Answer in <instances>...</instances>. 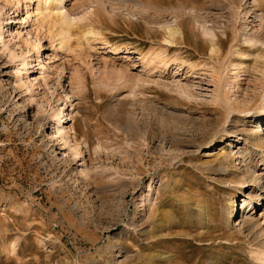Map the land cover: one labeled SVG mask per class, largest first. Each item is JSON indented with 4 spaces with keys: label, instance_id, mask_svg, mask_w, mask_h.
Returning <instances> with one entry per match:
<instances>
[{
    "label": "rangeland",
    "instance_id": "rangeland-1",
    "mask_svg": "<svg viewBox=\"0 0 264 264\" xmlns=\"http://www.w3.org/2000/svg\"><path fill=\"white\" fill-rule=\"evenodd\" d=\"M25 3L0 0V264H264V0Z\"/></svg>",
    "mask_w": 264,
    "mask_h": 264
},
{
    "label": "bare ground",
    "instance_id": "bare-ground-1",
    "mask_svg": "<svg viewBox=\"0 0 264 264\" xmlns=\"http://www.w3.org/2000/svg\"><path fill=\"white\" fill-rule=\"evenodd\" d=\"M63 2H64V0H35V3L37 4V7L35 9V12H36L37 17H39V19H40L39 22H41L42 26H44L45 24H48L49 21L52 20V19H54L55 17L60 16L62 14H65V13H62V12L60 13L59 12L60 11V7L62 6ZM31 3H32V0H26L25 9H26V15H27V17L30 15V11L27 8H29V6L31 5ZM18 5H19V3H18ZM62 9H64V8H62ZM61 11H63V10H61ZM66 18L67 17H64V21L65 22H68L66 20ZM2 20L3 19H0V22H1V25H0V37L2 39H5V36H4V31L5 30H4V27H2V26L5 24V21H7V20H4V21H2ZM10 20H11V18H10ZM11 23L12 22L10 21L9 24H11ZM9 24H7L5 27H8ZM36 25H38V24H36ZM7 32H9V31H7ZM248 40L250 41V39H248ZM249 41H246V43L249 42ZM31 65H32L31 62H28V61L25 60L21 64V68L16 71V76L17 77H21V76H24L25 75L26 76L25 77V80L26 79L29 80L30 77L28 75H29L30 68H32ZM41 70L43 71V72H41V75L43 76V78L44 77L45 78H48L50 76V73L47 72V69H46V67H44V65H42ZM57 125H59V126L64 125V121L62 122V119L61 120H58L57 121ZM261 234L262 235L264 234V228L261 231ZM261 234L259 235V237H258L259 239L258 240H260V238L262 237ZM261 255H262L261 257L264 258V245H263L262 250H261Z\"/></svg>",
    "mask_w": 264,
    "mask_h": 264
}]
</instances>
